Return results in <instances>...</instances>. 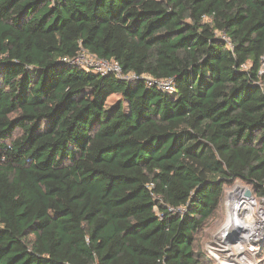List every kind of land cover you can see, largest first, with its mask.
<instances>
[{
    "label": "trees",
    "instance_id": "1",
    "mask_svg": "<svg viewBox=\"0 0 264 264\" xmlns=\"http://www.w3.org/2000/svg\"><path fill=\"white\" fill-rule=\"evenodd\" d=\"M263 59L264 0H0V264H214L225 187L264 197Z\"/></svg>",
    "mask_w": 264,
    "mask_h": 264
},
{
    "label": "rangeland",
    "instance_id": "2",
    "mask_svg": "<svg viewBox=\"0 0 264 264\" xmlns=\"http://www.w3.org/2000/svg\"><path fill=\"white\" fill-rule=\"evenodd\" d=\"M121 100L119 96H112L108 100L107 110L117 106ZM237 188L252 192L251 198L243 195L244 201L240 202L241 206L238 208V219H241L246 226L249 225L250 230H247V226L246 230L238 228L226 233L224 229L232 215L229 194ZM252 233L258 237L254 245H261L255 253H250L249 246L243 243L244 234L250 236ZM197 246L198 250L214 264H262L264 262V197H259L250 185L242 181H236L233 185L225 187L221 209L205 225L198 236Z\"/></svg>",
    "mask_w": 264,
    "mask_h": 264
},
{
    "label": "built area",
    "instance_id": "3",
    "mask_svg": "<svg viewBox=\"0 0 264 264\" xmlns=\"http://www.w3.org/2000/svg\"><path fill=\"white\" fill-rule=\"evenodd\" d=\"M65 60L67 61V59H65ZM72 62L79 64V65L85 67L86 69H94V70L101 72L103 74L107 73L108 71H115L119 74V76H121V69L118 66H116L114 64H110L104 60H99L98 58H96L95 56H92L90 54H82L79 57L75 58ZM263 62H264V59H263ZM261 75H264L263 66L261 69ZM163 85H165L166 88L170 89L169 83H164ZM234 230H236V229H234ZM228 231H231V230H228ZM250 235H251V238L247 241H246L245 236H244L243 243L245 244V246H249L250 253H255L259 250V247L261 248V245L260 244L254 245V243H256L258 241L257 235H255L253 233Z\"/></svg>",
    "mask_w": 264,
    "mask_h": 264
},
{
    "label": "bare ground",
    "instance_id": "4",
    "mask_svg": "<svg viewBox=\"0 0 264 264\" xmlns=\"http://www.w3.org/2000/svg\"><path fill=\"white\" fill-rule=\"evenodd\" d=\"M245 191L246 190H244V189L237 188L236 190H234L233 192H231L229 194V205H230V209L232 210V215H231V218L228 221V223L224 229V232H226V233L228 232V230L238 229V228L246 230L247 226H248L247 230H250L249 225L246 226V224L244 222H242L241 219H238V216H239L238 208L241 206L240 202L244 201L242 199L244 198L243 195H245ZM236 202H239L240 204H238ZM248 203H250V202H248ZM244 236H245L246 241L251 238V235L249 236L248 234L247 235L244 234Z\"/></svg>",
    "mask_w": 264,
    "mask_h": 264
},
{
    "label": "water",
    "instance_id": "5",
    "mask_svg": "<svg viewBox=\"0 0 264 264\" xmlns=\"http://www.w3.org/2000/svg\"><path fill=\"white\" fill-rule=\"evenodd\" d=\"M245 197L251 198L252 197V192L250 190L245 191Z\"/></svg>",
    "mask_w": 264,
    "mask_h": 264
}]
</instances>
